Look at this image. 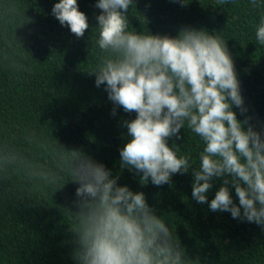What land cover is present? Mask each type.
I'll return each instance as SVG.
<instances>
[{
  "label": "trees",
  "instance_id": "trees-1",
  "mask_svg": "<svg viewBox=\"0 0 264 264\" xmlns=\"http://www.w3.org/2000/svg\"><path fill=\"white\" fill-rule=\"evenodd\" d=\"M56 2L0 0V151L23 158L22 164L0 169V264H75L70 212L76 211L78 184L66 182L65 174L66 183L58 189L29 179L26 168L59 171L56 154L62 147L103 163L119 176V184L143 192L190 264H264V231L192 200L190 173L156 187L142 185L138 174L121 169L119 148L127 142L123 121L135 113L119 108L111 115L104 86L97 88L94 74L88 73L102 55L95 45L100 10L95 0H77L89 23L77 38L51 15ZM261 17L264 0L255 5L251 0H135L128 13L137 33L176 36L188 26L217 32L232 56L246 115L257 128L264 126V46L255 38ZM175 143L180 154L190 150L193 158L203 147L187 128Z\"/></svg>",
  "mask_w": 264,
  "mask_h": 264
},
{
  "label": "clouds",
  "instance_id": "clouds-1",
  "mask_svg": "<svg viewBox=\"0 0 264 264\" xmlns=\"http://www.w3.org/2000/svg\"><path fill=\"white\" fill-rule=\"evenodd\" d=\"M133 5L135 0H95L100 10L95 45L102 55L88 72L97 88L104 86L111 115L119 108L135 113L123 121L127 142L119 148L121 169L138 174L142 185L156 187L190 173L192 200L264 231V126L257 128L246 115L226 41L217 32L190 26L176 36L137 33L128 19ZM51 15L77 38L89 28L77 0H58ZM255 38L264 46V17ZM185 128L203 145L195 158L190 150L180 154L175 143ZM56 155L59 171L27 165V176L58 189L68 181L78 184L76 211H69L75 264H190L143 192L119 184L118 175L80 151L62 147ZM22 163L14 152L0 151V169ZM216 181L219 187L209 199Z\"/></svg>",
  "mask_w": 264,
  "mask_h": 264
}]
</instances>
